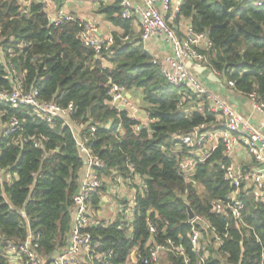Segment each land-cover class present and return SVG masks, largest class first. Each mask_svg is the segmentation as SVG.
Masks as SVG:
<instances>
[{
    "label": "trees",
    "instance_id": "1",
    "mask_svg": "<svg viewBox=\"0 0 264 264\" xmlns=\"http://www.w3.org/2000/svg\"><path fill=\"white\" fill-rule=\"evenodd\" d=\"M55 1L59 7L65 2ZM47 4L0 0V93L13 90L9 75L14 73L25 92H38L40 102L63 108L74 104L70 123L83 128L93 153L104 162L99 176L142 180L132 228L118 218L89 229L99 241L98 252L107 254L109 264H130L136 252L143 264L151 241L172 240L185 250V256H169L172 264H203L189 238V207L219 232L229 233L219 256L210 247L204 264H223L220 256H227L229 264H264V203L247 194L242 221L230 211H214V202L227 204L235 191L220 168L230 163L223 145L197 165L189 181L178 169L179 161L190 157L181 138L202 125L219 126L209 104L189 89L171 85L142 41L131 40L133 19L121 17L119 0L100 13L124 33L114 34V44L99 58L80 39L86 23L70 19L51 24ZM181 19L213 44L207 52L210 71L227 84L233 82L236 91L255 93L264 102V8L242 0H182L175 20ZM111 83L143 91L148 127L111 105ZM198 100L204 103L203 112L186 113L187 103ZM41 116L29 106L16 110L0 100V264H11L9 247H19L30 235L38 254L50 260L67 247L73 229V199L84 161L70 124L58 118L52 127ZM12 118L19 127L5 135ZM98 204L96 196L94 208ZM150 224L156 228L154 237Z\"/></svg>",
    "mask_w": 264,
    "mask_h": 264
},
{
    "label": "built area",
    "instance_id": "2",
    "mask_svg": "<svg viewBox=\"0 0 264 264\" xmlns=\"http://www.w3.org/2000/svg\"><path fill=\"white\" fill-rule=\"evenodd\" d=\"M119 1L123 8L121 17L124 20H132L136 14L140 17L141 41L145 42L152 37H159L171 47L172 55L163 62H156L160 64L165 79L176 88L189 89L198 99L208 103L211 112L217 115L220 128L217 131V138L224 147L225 157L230 160V163L223 164L220 168L224 180L235 191L229 196L227 204L221 201L214 202V211L218 214L230 211L236 221H242L243 198L247 194L251 195L257 202L264 203V132L255 128L245 116L238 113L222 97L209 91L202 82L201 77L187 66L190 60L198 65L206 66L208 64L207 52L212 49L213 44L208 40L207 34L196 33L192 26L188 27L187 34L184 38H181L168 23L164 15L171 14L176 19V16L180 13L182 0H145L144 5L137 9L133 8L129 0ZM242 1L258 8H264V0ZM158 3L163 6L162 12L157 7ZM70 19L60 13L54 23L61 24L64 20ZM80 39L85 47L94 50L98 58L103 51L109 50L114 44L113 36L102 37L97 26L92 22H86L85 30L81 33ZM212 73L218 76V73ZM9 78L14 83L13 90L9 93H0V100L16 110L23 106L33 108L36 114H41L42 119L52 127L55 119L58 118L67 121L71 125L70 119L75 113L74 104L63 108L55 103L40 102L36 90L24 91L20 77L17 78L13 73L9 75ZM110 85L111 105L120 110L121 107L124 109L129 107L127 100L129 91L127 88L112 83ZM228 86L234 88V83L228 82ZM250 97L255 103V109L264 112V102L259 101L255 93ZM188 100H190V97H188ZM18 127V119L12 118L4 128L5 135L13 134ZM141 128L137 127L136 129L141 130ZM205 128L202 125L191 134L183 136L181 140L184 145L188 149H193L195 142L199 145L202 136L200 132ZM92 132H95V129ZM75 138L79 153L84 161L83 168L86 169V172L73 199V229L67 247L56 257L46 260L38 254V244H34L33 237L30 235L26 242L19 247H9L8 257L11 264H109L107 254L98 252L99 241L89 232V229L100 224V221L95 218L94 199L99 196V192L103 187V181L98 174V170L104 168L105 165L93 153L87 136L81 132ZM37 146H39L38 143ZM239 146L246 149L255 164L253 168L232 163L231 157ZM215 150L205 152L197 158L189 157L179 161V171L189 181L195 174L197 165L207 161ZM242 190L246 193L245 195H242ZM135 206L136 200L134 199L132 205L124 212L127 216L125 222L129 224L128 227L130 228L133 226V219L136 214ZM189 224L192 229L189 238L194 253L200 257V262L205 263L210 255V247L219 256V250L229 237V233L219 232L202 216H195L193 220H189ZM156 233V228L150 224V234L154 237ZM150 243L147 247L146 256L141 258L143 264H160L163 256H185L184 248L172 240H166L164 243H157L156 241ZM132 256L133 261L135 257L138 262L136 252ZM226 258L227 256H220L219 259L222 260L223 264H229Z\"/></svg>",
    "mask_w": 264,
    "mask_h": 264
},
{
    "label": "crops",
    "instance_id": "3",
    "mask_svg": "<svg viewBox=\"0 0 264 264\" xmlns=\"http://www.w3.org/2000/svg\"><path fill=\"white\" fill-rule=\"evenodd\" d=\"M47 13L50 20H55L60 13L71 19H78L83 22L94 23L99 34L102 37H110L114 34L122 35L124 33L123 29L112 22L108 21L104 15L100 13V8L110 7L114 4L115 0H65L62 6H58L55 0H47ZM134 9L142 7L145 0H129ZM160 12L163 11V6L161 3L157 4ZM168 23L176 30L177 34L184 38L187 34L188 27L191 26L190 21L181 19L175 20L171 14L164 15ZM141 40V20L136 14L132 21V32L131 40ZM145 50L151 55L154 60L163 62L166 58L172 55L171 47L159 37H152L149 40L143 42ZM105 66L109 67L107 63ZM201 77V76H200ZM219 81H208L206 78L201 77L202 82L206 88L222 97L226 100L233 108L245 116L251 124L264 132V112H259L255 109V103L250 96L244 95L234 88H230L226 81L220 79ZM127 100L129 107L125 108L129 114L130 118L138 121L142 126L148 127L150 124L149 117L146 113L147 104L144 101V94L142 90H132L129 91L127 95ZM204 103L198 100L197 102L191 101L187 103L186 108H184L186 113H190L193 110H199L203 112ZM133 106V108H131ZM75 136L82 132V127L76 124L70 125ZM219 126L206 127L200 134L201 142L195 146L193 149L188 150L190 157H199L205 152H211L217 149L221 143L217 138V131H219ZM176 151H181L180 148L176 147ZM189 157H184L187 159ZM232 163L236 165H241L245 167L253 168L255 166L253 160L248 155L246 149L239 146L234 151L231 157ZM86 169L82 168L79 173V185L85 176ZM103 184L106 186L105 193H99V204L98 207L94 209L95 218L100 222L112 223L118 218H124L127 221V216L124 214L125 211L132 205V201L138 192L142 193L143 183L139 177H136L133 181H126L120 177L102 178ZM110 195L117 196L115 200L110 198ZM121 200V201H120ZM109 212H105V209ZM115 212L114 217L110 212ZM110 216V217H109ZM109 217V218H108ZM164 257V256H163ZM133 261V256H132ZM134 262V261H133ZM172 264V263H171Z\"/></svg>",
    "mask_w": 264,
    "mask_h": 264
},
{
    "label": "water",
    "instance_id": "4",
    "mask_svg": "<svg viewBox=\"0 0 264 264\" xmlns=\"http://www.w3.org/2000/svg\"><path fill=\"white\" fill-rule=\"evenodd\" d=\"M51 24H54V21H50ZM187 66L191 69H193L199 76L206 78L208 81H219L218 77L214 75L210 71V69L206 66L198 65L193 60H190L187 64ZM121 110H124L123 107H121ZM188 216L189 220H193L195 218V215L193 211L188 207Z\"/></svg>",
    "mask_w": 264,
    "mask_h": 264
},
{
    "label": "rangeland",
    "instance_id": "5",
    "mask_svg": "<svg viewBox=\"0 0 264 264\" xmlns=\"http://www.w3.org/2000/svg\"><path fill=\"white\" fill-rule=\"evenodd\" d=\"M4 62H5V60H4ZM71 124H73V123H71ZM0 128H2L1 126H0ZM4 177V176H3ZM116 178V177H115ZM198 191H199V193H201V194H203V188L201 187V188H198ZM106 192V186H105V184H103V187L101 188V190H100V192L99 193H105ZM116 197L117 196H114V195H110V198H112L113 200H115L116 199ZM121 201V200H120ZM105 212L107 213V212H109L108 211V209L106 208L105 209ZM111 214L113 213L112 211L110 212ZM114 215H115V212L112 214V217H114ZM110 217V216H109ZM108 217V218H109ZM130 264H138V262H137V260H136V258L134 257V262L130 259ZM160 264H171V262H170V259H169V256H164V257H162L161 258V263Z\"/></svg>",
    "mask_w": 264,
    "mask_h": 264
}]
</instances>
